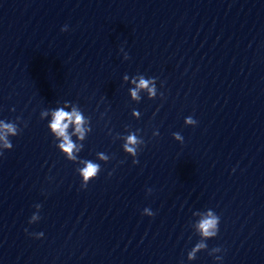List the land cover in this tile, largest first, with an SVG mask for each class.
Returning a JSON list of instances; mask_svg holds the SVG:
<instances>
[{
  "label": "clouds",
  "instance_id": "obj_1",
  "mask_svg": "<svg viewBox=\"0 0 264 264\" xmlns=\"http://www.w3.org/2000/svg\"><path fill=\"white\" fill-rule=\"evenodd\" d=\"M67 25L61 28V31H67ZM125 58H128L127 56ZM127 79V77H125ZM132 83L135 84V88L131 89V96L133 99H139V91L147 90L149 97H154L156 95L155 87V78L147 79L144 76H141L137 82L136 79L132 80ZM51 120L48 124L50 133L58 141L57 147L61 150L68 160L76 161L78 156L76 153H79L83 145H78L73 141L72 136L75 135L79 140H84L86 133L90 131V128L85 127L88 123L85 116L77 108H73L71 111H66L64 108H57L51 111ZM42 117L49 115L48 111H43L40 114ZM19 119V117H17ZM186 124L195 125L197 121L191 116L187 117L185 120ZM70 126H74L73 131H69ZM18 126L15 121L6 122L5 120H0V141H3V147L6 149H12L13 144L9 140V136L15 137L18 136ZM158 134V133H157ZM175 139H182L179 133H173ZM142 143V141L135 135L131 133L125 138V143L123 144L124 152L130 154L133 157L137 156V146ZM3 155V152H0V156ZM101 159H106L103 153H98ZM84 166L80 168L79 175L82 178L81 187L86 188L90 181L94 180L101 171V166L98 163L93 162L92 160H82L80 161ZM136 159L133 160V163H137ZM149 193L151 189L148 190ZM143 215L154 216L155 213L149 209L145 208L143 210ZM33 220L36 219V216L33 215ZM220 217L211 209H208L206 212L201 214V218L198 221L196 228L200 235L203 238H213L218 235L219 232ZM27 231V229H25ZM43 235V233H41ZM208 247L206 240H201L198 242L195 247L188 253L190 259L195 258L196 253L203 248ZM213 251H221L220 248H213ZM217 260H220L221 257H215Z\"/></svg>",
  "mask_w": 264,
  "mask_h": 264
}]
</instances>
